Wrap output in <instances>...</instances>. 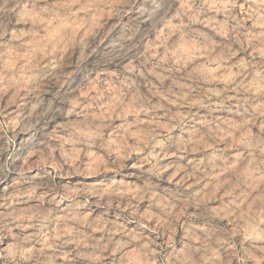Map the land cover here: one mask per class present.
<instances>
[{
    "label": "rangeland",
    "instance_id": "1",
    "mask_svg": "<svg viewBox=\"0 0 264 264\" xmlns=\"http://www.w3.org/2000/svg\"><path fill=\"white\" fill-rule=\"evenodd\" d=\"M236 3L234 8L229 0H103L101 7L87 11L74 7L69 29L56 28L57 21L42 14L43 4L18 8L11 22L0 17V78L6 73L13 85L7 91L0 85V215L9 216L0 224V252L23 246L29 254L42 250L46 264H104L86 258L91 255L89 234L118 255L117 245L128 239L121 231L138 232L150 204L137 199L148 189L146 182H137L141 169H150L146 176L164 169V185L173 188L186 178L184 194L205 199L208 210L221 206L207 199L206 180L197 184L187 177L196 166L210 171L205 162L225 147L204 137L206 125L213 121L214 129L229 121L236 126L233 135L240 143L229 139L227 148L233 160L237 150L264 135V115L256 109L264 101V43L253 38L259 29L248 31L252 21L244 0ZM161 81L178 94L199 83L191 96L193 107L177 111L175 103L169 105L175 97L163 96ZM149 85L160 95H151ZM203 91L218 94L203 105L195 103ZM145 102L147 111L142 110ZM209 109H215L210 117ZM169 110L177 117L171 126ZM250 113L254 123H247ZM153 128L169 129L163 150L154 147ZM79 140L92 142L91 151L85 154L87 145ZM126 140L134 151L125 159ZM98 143L104 147L97 148ZM108 149L113 158L119 153L124 160L119 171L105 157ZM112 188L126 193L115 207L107 198L81 195ZM196 211L189 207L188 214ZM21 214L31 219H12ZM250 216L223 247L211 249L219 259L208 264H226L233 251L239 256L251 238L260 237L264 214L256 209ZM213 223L233 228L227 220ZM176 231V237L153 236L147 229L138 235L145 247L173 239L178 247L185 240L197 243L198 233L189 240Z\"/></svg>",
    "mask_w": 264,
    "mask_h": 264
},
{
    "label": "clouds",
    "instance_id": "2",
    "mask_svg": "<svg viewBox=\"0 0 264 264\" xmlns=\"http://www.w3.org/2000/svg\"><path fill=\"white\" fill-rule=\"evenodd\" d=\"M229 2L234 8L239 7L236 0H229ZM40 4H43L42 14L51 16L57 21L56 28L69 29L72 27L70 21L75 18L74 7L77 11H87L101 7L103 0H90L89 3L85 4H80V0H72L70 4L64 3L63 0H0V17L11 22L8 18L18 8L28 9L30 6L37 7ZM244 4V12L247 18L252 21L248 31L252 32L259 29L253 38L264 43V0H244ZM104 6L107 7V5ZM205 83L208 82L205 81ZM0 85L4 86L5 91L13 87L6 73L0 78ZM148 87L151 95H160V92L154 90L155 86L149 85ZM159 87L163 91V96L175 97V100L169 99L168 103L169 105L175 103L177 111H179L181 109L190 110L193 107L191 96L200 89V84L195 83V87L189 86L187 92L181 90L179 94L172 92L170 88H166L162 81ZM217 94L211 91H203L195 103L203 105L211 95ZM245 103H247V99L238 102L240 107H243ZM145 104L146 107L142 109L143 111H147L150 107L147 102ZM256 109L260 110L259 114L264 115V101H261ZM212 111H215V109H209L206 115L210 117ZM244 111L247 112L248 109L245 108ZM254 111L256 110L254 109ZM167 116H171L169 120L171 126L172 120L177 119V117L172 115L171 110L166 113ZM254 122V118L250 113L247 123ZM138 123L140 122L137 121ZM211 123L213 121H209L206 125L208 130L204 133V137L212 141L213 145L223 143L225 147L218 150L219 154L215 159L205 162V167H210V171H203L199 166H196L191 172L187 173V177L192 178L193 182L197 184L201 180H206L205 187L210 189L207 199L219 200L221 206L218 209L208 210L205 208V199L199 196L192 199L184 194L181 188L186 184V178L177 182L181 187L173 188L171 184L164 185V178L160 175L165 171L164 169H158L155 173L147 176L144 173L146 171L150 172V169H141L137 174V182H146L148 189L137 199H147L150 204L149 211L144 213L138 222V232L130 234L121 231V236H127L128 239L124 246L117 245L118 255L113 252L111 247L99 245V242L95 241L89 234L88 247L91 249V255L86 258H91L93 261H104V264H108L109 260L111 264H208V261L214 262L219 259L211 252V249L223 247L224 241H230L231 237L237 235L240 230L236 226L241 221L251 219L250 214L254 213L256 209L264 214V135L255 137L249 145L245 146L244 150H237L238 155L233 160L232 154L227 151V148L230 146L229 139L232 140V144L240 143L233 135L236 126L232 122L221 121L213 129L210 126ZM130 127L135 128L136 125ZM261 128L264 131V125ZM152 132L153 135L150 138L154 141V147H160L163 150L165 138L169 135V129L158 130L153 128ZM128 139L135 140V137L129 134ZM69 142L72 141L69 140ZM77 142L87 145L83 149L85 154L91 151L92 142L89 140H79ZM96 146L97 148L104 147L103 143H98ZM142 146L146 147L147 145ZM124 149L126 150V159L134 149L128 145L127 140L124 142ZM104 155L117 171L124 166V160L120 158L119 153L113 158V151L108 149ZM156 155L159 156V153ZM144 162L150 165L153 164V161L149 160L148 157L144 158ZM153 176L156 177L155 182H153ZM86 194L89 196L95 195L99 200L107 198L109 207L118 206L126 196V193L118 191L117 188H112L110 191L107 189L94 190L93 193H86V190L81 192L82 196ZM189 207H193L197 211L188 214ZM178 208L179 211H177ZM12 219H31V217L27 214H21L12 217ZM8 220L9 216L0 215V224L6 223ZM214 220H227L228 224L233 225V228L228 230L226 225L214 224ZM259 223H264V221ZM222 228L224 230H221ZM144 229H147L150 235L153 236L171 235L172 237H176V230L179 229L189 240L198 233L196 236L197 243L191 244L185 240L181 241L184 246L178 247L173 239L162 242L155 247H145L144 237L138 235L139 231ZM61 234L70 235V232ZM57 239H59V235ZM244 240H249V237L246 236ZM251 240L250 247L246 251H242L239 256L233 251L229 255L226 264H233V261H237L238 264H252L253 261H255V264H264V229H261V235L258 239L251 238ZM74 242L81 243L83 241ZM148 243L151 245L152 241ZM241 244L243 245L244 241H241ZM205 257H207V260H205ZM29 259L34 260L35 264H46L42 259V250L29 254L23 246H20L7 254L0 252V264H23L25 260Z\"/></svg>",
    "mask_w": 264,
    "mask_h": 264
}]
</instances>
